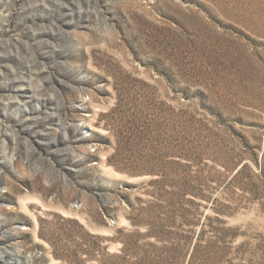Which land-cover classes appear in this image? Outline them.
<instances>
[{
  "label": "rangeland",
  "instance_id": "374dc122",
  "mask_svg": "<svg viewBox=\"0 0 264 264\" xmlns=\"http://www.w3.org/2000/svg\"><path fill=\"white\" fill-rule=\"evenodd\" d=\"M0 264H264V0H0Z\"/></svg>",
  "mask_w": 264,
  "mask_h": 264
},
{
  "label": "bare ground",
  "instance_id": "6f19581e",
  "mask_svg": "<svg viewBox=\"0 0 264 264\" xmlns=\"http://www.w3.org/2000/svg\"><path fill=\"white\" fill-rule=\"evenodd\" d=\"M20 104V103H19ZM78 129V128H77ZM80 133V132H79ZM81 134V133H80ZM81 137L83 138L84 137V135L83 134H81ZM2 190V189H1Z\"/></svg>",
  "mask_w": 264,
  "mask_h": 264
}]
</instances>
